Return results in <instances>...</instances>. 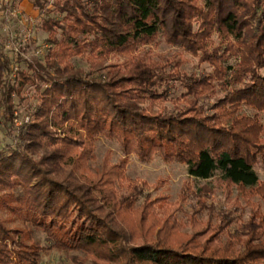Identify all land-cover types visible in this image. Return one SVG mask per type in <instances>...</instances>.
Listing matches in <instances>:
<instances>
[{
	"label": "trees",
	"instance_id": "obj_1",
	"mask_svg": "<svg viewBox=\"0 0 264 264\" xmlns=\"http://www.w3.org/2000/svg\"><path fill=\"white\" fill-rule=\"evenodd\" d=\"M56 10L60 18L41 20L42 62L5 81L13 70L0 55V126L9 139L0 150V264H41L48 248L78 253L69 264H264V183L255 171L264 143L257 113L242 112L264 111V0H66ZM160 35L213 70L166 72L143 49ZM113 54L122 62L103 66ZM74 56L89 70L74 67ZM170 75L184 88L180 103L154 110ZM28 87L36 103L16 126L13 96ZM101 137L124 158L86 174ZM130 154L185 164L195 179L218 175L263 206L251 205L236 227L241 213L216 223L210 210L201 221L203 206L189 233L160 224L162 206L135 207L136 185L117 192Z\"/></svg>",
	"mask_w": 264,
	"mask_h": 264
},
{
	"label": "rangeland",
	"instance_id": "obj_2",
	"mask_svg": "<svg viewBox=\"0 0 264 264\" xmlns=\"http://www.w3.org/2000/svg\"><path fill=\"white\" fill-rule=\"evenodd\" d=\"M66 0H15L7 4L0 2V55L7 58L9 67L13 70L5 75V81H12L15 70H28V64L35 60L43 61L48 49L47 32L41 27V20L47 18H60L56 10V2ZM213 39L218 42L214 35ZM144 51L154 60H159L166 65V72L186 76L198 77L208 74L213 67L206 62H201L198 55H194L185 49L167 43L163 36L143 47ZM123 58L111 55L103 62V66L121 63ZM230 59L227 63L231 64ZM76 68L88 71L90 64L85 57L74 56L71 59ZM226 63V64H227ZM176 71V72H175ZM264 71V70H263ZM166 87L159 89L161 98L153 105L154 110L171 111L175 105L180 103L181 94L184 88L180 81L167 77ZM167 95H165V94ZM21 98H24L21 100ZM16 107L14 123L28 121L29 107L36 103L31 88H27L21 97L13 96ZM144 106V105H143ZM243 113H257L261 126L260 142L264 143V111L255 112L251 108H243ZM9 139L4 135L0 126V150ZM36 156V155H35ZM124 158L119 146L103 137L96 140L94 144L93 158L88 163L86 174L98 173L104 162L114 165ZM125 180L122 185L116 184L118 194L125 193L124 186L131 182L137 186L140 194L137 196L135 207H139L145 200L154 203L157 208L156 216L160 224L164 219L170 222L175 221L182 226V231L190 232V218L193 212L203 206L205 209L200 215H196L201 221H205L209 211L216 213V223H219L220 216L231 214L240 218L233 226H239L248 219L251 205L263 206V201L255 194L242 193L233 185L227 184L216 175L210 179H195L187 174L186 165L178 162H165L159 156L154 155L149 161L142 162L134 154L126 159L124 167ZM255 171L259 181L264 183V161L255 164ZM239 216V217H238ZM41 243L48 246L43 235H38ZM79 255L76 252H66L56 248H48L41 255V264H69L70 257Z\"/></svg>",
	"mask_w": 264,
	"mask_h": 264
},
{
	"label": "built area",
	"instance_id": "obj_3",
	"mask_svg": "<svg viewBox=\"0 0 264 264\" xmlns=\"http://www.w3.org/2000/svg\"><path fill=\"white\" fill-rule=\"evenodd\" d=\"M10 1V2H9ZM15 0H0V2L1 3H4V4H7L8 2H9V4L10 3H12V2H14Z\"/></svg>",
	"mask_w": 264,
	"mask_h": 264
}]
</instances>
